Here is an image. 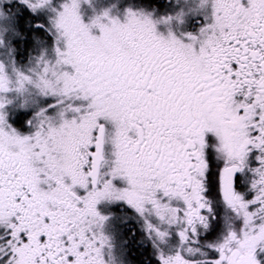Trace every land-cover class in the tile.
Wrapping results in <instances>:
<instances>
[{
    "label": "snow or ice",
    "instance_id": "6c2138e0",
    "mask_svg": "<svg viewBox=\"0 0 264 264\" xmlns=\"http://www.w3.org/2000/svg\"><path fill=\"white\" fill-rule=\"evenodd\" d=\"M0 264H264V0H0Z\"/></svg>",
    "mask_w": 264,
    "mask_h": 264
}]
</instances>
